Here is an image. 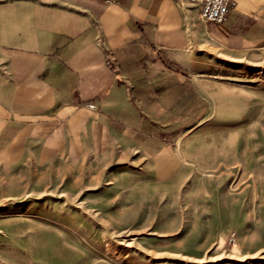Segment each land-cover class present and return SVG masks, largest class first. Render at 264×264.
Returning a JSON list of instances; mask_svg holds the SVG:
<instances>
[{"label": "crops", "instance_id": "0c3cea01", "mask_svg": "<svg viewBox=\"0 0 264 264\" xmlns=\"http://www.w3.org/2000/svg\"><path fill=\"white\" fill-rule=\"evenodd\" d=\"M233 1L213 23L192 0H0V177L88 160L130 191L177 199L189 177L204 196L229 162L214 124L261 121V91L218 77L264 61V0Z\"/></svg>", "mask_w": 264, "mask_h": 264}, {"label": "rangeland", "instance_id": "374dc122", "mask_svg": "<svg viewBox=\"0 0 264 264\" xmlns=\"http://www.w3.org/2000/svg\"><path fill=\"white\" fill-rule=\"evenodd\" d=\"M254 58L218 77L261 91V121L214 124L229 137L218 144L229 162L210 169L204 196L191 201L189 177L177 199L130 191L111 168L93 175L88 160L84 175L2 176L0 264H264V61Z\"/></svg>", "mask_w": 264, "mask_h": 264}, {"label": "built area", "instance_id": "2783aa9c", "mask_svg": "<svg viewBox=\"0 0 264 264\" xmlns=\"http://www.w3.org/2000/svg\"><path fill=\"white\" fill-rule=\"evenodd\" d=\"M199 9L200 16L208 22H223L230 9L234 6L233 0H192Z\"/></svg>", "mask_w": 264, "mask_h": 264}]
</instances>
